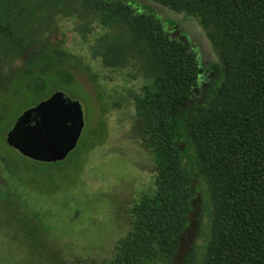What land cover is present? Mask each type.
<instances>
[{"label": "trees", "instance_id": "16d2710c", "mask_svg": "<svg viewBox=\"0 0 264 264\" xmlns=\"http://www.w3.org/2000/svg\"><path fill=\"white\" fill-rule=\"evenodd\" d=\"M45 1L0 0L13 16L0 15V96L12 79L35 74L73 84L79 64L64 63L77 57L50 39L49 21L62 11H39L46 27L16 31L25 7L31 13ZM76 1L101 32L80 27L86 38L93 31L92 57L141 83L132 94L130 136L151 157L154 179L123 211L129 229L110 258L73 264H176L202 198L209 236L195 264H264V0H150L194 19L216 54L215 79L199 102L193 96L204 67L185 36L167 28L173 21L134 0Z\"/></svg>", "mask_w": 264, "mask_h": 264}, {"label": "rangeland", "instance_id": "374dc122", "mask_svg": "<svg viewBox=\"0 0 264 264\" xmlns=\"http://www.w3.org/2000/svg\"><path fill=\"white\" fill-rule=\"evenodd\" d=\"M134 1L173 21L174 26L167 28L175 30L174 36H185L206 70L193 96L195 102L203 100L215 79L211 69L217 57L202 28L191 17L150 0ZM4 8L0 3V15L12 21V14L4 15ZM27 8L15 25L20 36L32 33L34 27H46L37 15L39 11H62L49 21L56 29L50 39L59 42L67 56L77 57L78 61L67 57L64 66L79 64V68L71 71V86L60 83L55 75L35 74L30 79H12L8 93L0 96V264H73L76 259L100 262L110 258L115 242L129 229L123 211L153 184L151 157L130 136L132 94L139 92L141 83L132 82L125 71L103 68L92 57L93 31L86 38L80 27L95 26L96 33L101 32L76 0H47L34 5L31 13ZM83 18L89 23L83 24ZM21 82L30 83L32 89ZM56 92L81 105L84 127L75 149L64 160L51 163L24 157L7 146L3 136L15 119ZM200 203L204 206L197 209L200 219L186 233L176 264L200 260L209 236L210 211L203 198Z\"/></svg>", "mask_w": 264, "mask_h": 264}, {"label": "water", "instance_id": "95a60500", "mask_svg": "<svg viewBox=\"0 0 264 264\" xmlns=\"http://www.w3.org/2000/svg\"><path fill=\"white\" fill-rule=\"evenodd\" d=\"M83 127L79 102L56 92L23 112L6 134L5 141L24 157L59 162L75 149Z\"/></svg>", "mask_w": 264, "mask_h": 264}, {"label": "flooded vegetation", "instance_id": "af4514ba", "mask_svg": "<svg viewBox=\"0 0 264 264\" xmlns=\"http://www.w3.org/2000/svg\"><path fill=\"white\" fill-rule=\"evenodd\" d=\"M204 72H206L205 68H203Z\"/></svg>", "mask_w": 264, "mask_h": 264}]
</instances>
